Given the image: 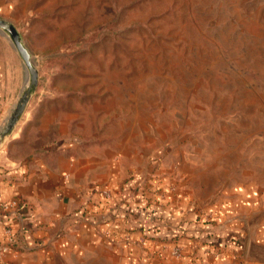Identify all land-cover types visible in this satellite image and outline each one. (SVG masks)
<instances>
[{
  "label": "rangeland",
  "instance_id": "rangeland-1",
  "mask_svg": "<svg viewBox=\"0 0 264 264\" xmlns=\"http://www.w3.org/2000/svg\"><path fill=\"white\" fill-rule=\"evenodd\" d=\"M0 18L17 29L37 70L17 139L0 144V160L37 153L67 131L90 150L111 146L119 186L129 190L124 231L161 242L164 252L136 263L99 249L63 264H183L189 244L210 250L226 235L213 232L205 210L240 204L242 193L258 196L235 211L228 206V215L245 211L247 220L264 222L260 4L0 0ZM1 43L2 52L8 46L14 53L2 35ZM15 75L19 95L25 71L17 52ZM173 203L184 207L177 211L184 230L164 225L161 215Z\"/></svg>",
  "mask_w": 264,
  "mask_h": 264
},
{
  "label": "crops",
  "instance_id": "crops-1",
  "mask_svg": "<svg viewBox=\"0 0 264 264\" xmlns=\"http://www.w3.org/2000/svg\"><path fill=\"white\" fill-rule=\"evenodd\" d=\"M254 1L264 8V0ZM1 44L0 35L2 48ZM1 48L0 120L5 113L7 117L18 97L16 51L11 53L8 46H3L2 52ZM21 120L5 138V144L17 139L16 130ZM67 132L37 153L10 160L3 155L0 160V241L6 238V228L16 237V247L0 257V264H63L96 255L99 249L121 261L136 263L149 258V253L163 257L161 242L139 240L138 235H127L124 231L122 208L129 190L126 184L122 188L119 186L123 174L119 172V163L115 166L114 159L119 157L114 156L111 146L93 151L88 148L90 143ZM234 195L238 196V193L234 192ZM243 195L240 194V204L235 201L236 204L231 206L229 201L205 210V218L209 217L213 222V232L227 236L220 235V244L210 250L203 245L189 244L182 253L181 263L264 264L263 260L248 258L246 254L249 241L264 246V222L247 220L241 214L245 211L228 215V206L229 212L235 211L258 196L255 191ZM243 198L248 200L244 203ZM12 201L16 202L15 206L1 205ZM168 208L161 215L167 222L164 225L175 228L182 220L177 211L184 207L179 208L173 203ZM223 215L224 221L221 220ZM150 244L152 248L147 247Z\"/></svg>",
  "mask_w": 264,
  "mask_h": 264
},
{
  "label": "water",
  "instance_id": "water-1",
  "mask_svg": "<svg viewBox=\"0 0 264 264\" xmlns=\"http://www.w3.org/2000/svg\"><path fill=\"white\" fill-rule=\"evenodd\" d=\"M0 35L5 37L11 47L17 52L25 69L24 86L20 90L17 100L7 115L4 124L0 127V144L11 134L20 120L31 96L32 87L37 82V70L30 53L22 43L20 34L12 23L0 18ZM247 257L264 261V246L253 241L248 242Z\"/></svg>",
  "mask_w": 264,
  "mask_h": 264
},
{
  "label": "built area",
  "instance_id": "built-area-1",
  "mask_svg": "<svg viewBox=\"0 0 264 264\" xmlns=\"http://www.w3.org/2000/svg\"><path fill=\"white\" fill-rule=\"evenodd\" d=\"M3 207H8V206H15L16 202L12 201L9 204L2 203L1 204ZM5 240L0 241V257L4 255L6 252L13 250V248L16 247V237L14 234L11 232L9 228L5 229ZM171 253L179 256L180 255V250L177 247H174L171 250Z\"/></svg>",
  "mask_w": 264,
  "mask_h": 264
},
{
  "label": "trees",
  "instance_id": "trees-1",
  "mask_svg": "<svg viewBox=\"0 0 264 264\" xmlns=\"http://www.w3.org/2000/svg\"><path fill=\"white\" fill-rule=\"evenodd\" d=\"M179 227L178 228H180V230H184V224L182 223H180V225H178ZM180 232H182V231H180ZM174 235V237L177 235V234H173ZM210 235V234H209ZM215 239L217 240L218 238H217V236L215 235ZM232 239V238H231ZM218 243V242H217ZM220 243H218V244H216V246H218Z\"/></svg>",
  "mask_w": 264,
  "mask_h": 264
}]
</instances>
